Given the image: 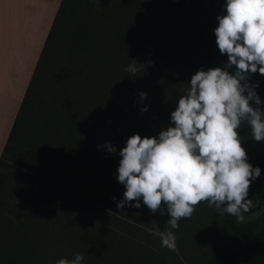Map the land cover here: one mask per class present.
Instances as JSON below:
<instances>
[{"label":"trees","instance_id":"obj_1","mask_svg":"<svg viewBox=\"0 0 264 264\" xmlns=\"http://www.w3.org/2000/svg\"><path fill=\"white\" fill-rule=\"evenodd\" d=\"M180 4L63 0L0 161V264H56L76 254L83 264H152L133 237L146 205L117 208L126 190L119 152L134 134L158 137L191 77L228 60L214 34L226 0ZM132 61L135 77L126 71ZM44 80H56L58 91ZM249 83L264 111V76L249 74ZM238 131L248 160L263 154L249 125ZM260 226L214 243L203 264H264V218Z\"/></svg>","mask_w":264,"mask_h":264},{"label":"clouds","instance_id":"obj_2","mask_svg":"<svg viewBox=\"0 0 264 264\" xmlns=\"http://www.w3.org/2000/svg\"><path fill=\"white\" fill-rule=\"evenodd\" d=\"M225 9L214 29L219 51L228 57L225 68L197 71L171 113V126L158 137L134 134L119 152L117 179L126 190L117 208L125 204L140 208L141 199L150 213L164 214L166 207L168 227L161 231L157 226L149 232L170 251L177 250L173 230L179 229L180 220L191 218L201 202L221 215L230 214L237 223L264 214V207L252 211L258 204L247 199L251 182L261 175V169L248 162L238 131L247 124L252 138L264 141L262 101L256 85L249 83V74L264 76V0H226ZM138 66L132 61L126 71L135 77ZM233 66L236 70L230 74L227 69ZM140 96L143 100L147 94ZM106 147L110 153L116 152L112 144ZM250 212V217L245 215ZM83 261L84 255L76 254L56 264Z\"/></svg>","mask_w":264,"mask_h":264},{"label":"crops","instance_id":"obj_3","mask_svg":"<svg viewBox=\"0 0 264 264\" xmlns=\"http://www.w3.org/2000/svg\"><path fill=\"white\" fill-rule=\"evenodd\" d=\"M63 0H0V161Z\"/></svg>","mask_w":264,"mask_h":264},{"label":"rangeland","instance_id":"obj_4","mask_svg":"<svg viewBox=\"0 0 264 264\" xmlns=\"http://www.w3.org/2000/svg\"><path fill=\"white\" fill-rule=\"evenodd\" d=\"M180 2L181 0H173V10L180 7ZM169 10L170 8L166 6L164 12ZM47 84L48 80H44L42 85L48 88L53 86L58 91L59 84L56 80ZM26 146L24 143L21 147L26 148ZM257 152L251 156L252 160H248L253 168L259 167L261 169V175L251 182L247 197V199H251L258 204V207L252 211H260V208L264 207V152L263 154H257ZM17 180L20 183L26 182L22 173L17 175ZM142 209L140 210L143 213L139 215V219L134 218V222L138 223L139 232L136 233L135 231L133 237L136 239L137 247L140 246V251H143L148 258V262H152V264H203L206 252L214 243L245 237L246 233L260 228L264 218V214H262L256 220L247 219L244 223H237L236 218L230 214L221 215L214 207H209L207 202H201L191 218L180 220L179 229L173 230L178 237L177 250L170 251L167 248H162L160 238L151 235L149 232V229L157 226L161 231L168 227L166 222L170 217L167 214L166 207L164 214L159 211L150 213L147 206L142 207ZM245 215L250 217L251 212ZM118 216L124 220V216ZM113 228L124 235L127 234L122 228Z\"/></svg>","mask_w":264,"mask_h":264}]
</instances>
